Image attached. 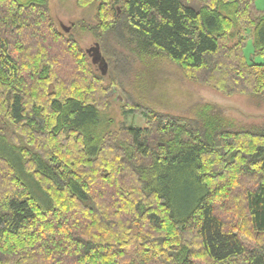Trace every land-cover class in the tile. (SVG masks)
Masks as SVG:
<instances>
[{"label": "trees", "instance_id": "1", "mask_svg": "<svg viewBox=\"0 0 264 264\" xmlns=\"http://www.w3.org/2000/svg\"><path fill=\"white\" fill-rule=\"evenodd\" d=\"M76 1L98 3L106 62L112 37L264 103L255 0ZM49 2L0 0V264H264V123H225L210 103L192 117L129 105L147 125L107 131L105 74Z\"/></svg>", "mask_w": 264, "mask_h": 264}, {"label": "rangeland", "instance_id": "2", "mask_svg": "<svg viewBox=\"0 0 264 264\" xmlns=\"http://www.w3.org/2000/svg\"><path fill=\"white\" fill-rule=\"evenodd\" d=\"M97 4L82 7L76 0L49 2L50 14L58 29L73 36L92 60L96 59L98 39L90 26L97 24ZM255 5L256 8L264 10V0H255ZM247 34L250 38L245 50L251 60L255 47L252 34ZM111 39L112 37L101 42L102 52L107 58V67L103 69V63L96 60L94 62L97 73L105 74L104 86L109 87L108 106L106 111L102 112L103 127L109 128L107 131H118L123 126L147 125V119L130 112L129 105L168 115L192 117L200 105L210 103L215 107L213 114L225 123L236 127L264 123V103L247 95L226 96L208 85L188 79L180 66L166 58H141L131 49ZM236 40L234 38L231 43ZM254 58L256 61L263 60L261 55ZM108 119L113 122L109 124ZM7 138L10 140V134ZM7 145L5 139L0 136V151L5 150ZM20 175L29 183L36 196L40 197L36 193L38 186L26 178L28 175Z\"/></svg>", "mask_w": 264, "mask_h": 264}, {"label": "water", "instance_id": "3", "mask_svg": "<svg viewBox=\"0 0 264 264\" xmlns=\"http://www.w3.org/2000/svg\"><path fill=\"white\" fill-rule=\"evenodd\" d=\"M69 30V28L67 29V31ZM97 62H101L103 63V69L107 67V63L105 61V59L103 58V56L101 55L100 53V50L97 49L96 50V59H95ZM95 60H93L95 62Z\"/></svg>", "mask_w": 264, "mask_h": 264}]
</instances>
